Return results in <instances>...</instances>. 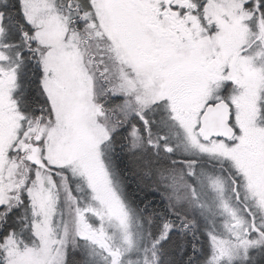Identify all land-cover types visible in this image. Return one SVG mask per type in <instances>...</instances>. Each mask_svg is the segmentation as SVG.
Wrapping results in <instances>:
<instances>
[{"label":"snow or ice","instance_id":"1","mask_svg":"<svg viewBox=\"0 0 264 264\" xmlns=\"http://www.w3.org/2000/svg\"><path fill=\"white\" fill-rule=\"evenodd\" d=\"M0 264H264V0H0Z\"/></svg>","mask_w":264,"mask_h":264}]
</instances>
